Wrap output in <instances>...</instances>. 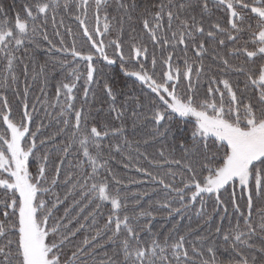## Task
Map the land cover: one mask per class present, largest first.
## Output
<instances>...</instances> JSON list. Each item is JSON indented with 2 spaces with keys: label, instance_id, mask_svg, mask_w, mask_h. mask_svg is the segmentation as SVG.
Listing matches in <instances>:
<instances>
[{
  "label": "snow or ice",
  "instance_id": "6c2138e0",
  "mask_svg": "<svg viewBox=\"0 0 264 264\" xmlns=\"http://www.w3.org/2000/svg\"><path fill=\"white\" fill-rule=\"evenodd\" d=\"M0 264H264V0L0 4Z\"/></svg>",
  "mask_w": 264,
  "mask_h": 264
},
{
  "label": "trees",
  "instance_id": "16d2710c",
  "mask_svg": "<svg viewBox=\"0 0 264 264\" xmlns=\"http://www.w3.org/2000/svg\"><path fill=\"white\" fill-rule=\"evenodd\" d=\"M0 4H2L6 9H9L13 4H15V6L18 8V7L21 6V0H0ZM73 30L74 31L76 30V25L75 24H73ZM65 40H66V42L70 43L71 42V37L65 36ZM39 59H40V62L42 63L43 60L45 59V57L41 56ZM106 71H109L111 75L116 76L119 79H123V75H122V73H120V69H119L118 64L117 65H113L110 70L106 69ZM49 72H50V74L52 72L51 66L49 67ZM56 78L58 79L59 76L57 75ZM54 82L55 81L53 80V83ZM54 91H55L54 88H50L49 94L50 95H54ZM35 94H38V88H36L34 90V95ZM36 122L37 123L39 122V118L37 119ZM69 159H72V157H69ZM113 166L116 167V169L118 171L122 172V173L125 171L122 168V166H120V165H117V164L114 163ZM127 175L136 176L137 174L134 171H129V172H127ZM129 190L130 191H135L136 190V186H131ZM61 211H62V209H61ZM100 222L103 223V220L101 219ZM158 222L159 223H163L164 221L163 220H159ZM184 223H187V221L185 220Z\"/></svg>",
  "mask_w": 264,
  "mask_h": 264
}]
</instances>
